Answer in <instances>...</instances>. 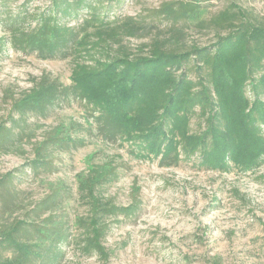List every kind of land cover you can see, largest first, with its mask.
Here are the masks:
<instances>
[{
	"label": "trees",
	"instance_id": "1",
	"mask_svg": "<svg viewBox=\"0 0 264 264\" xmlns=\"http://www.w3.org/2000/svg\"><path fill=\"white\" fill-rule=\"evenodd\" d=\"M90 4L81 36L61 22L59 12L71 14ZM101 10L87 0H52L30 30L20 27L17 17L10 19V42L18 48L43 58L69 50L74 55L71 84L43 77L16 99L14 111L45 113L74 95L96 109L99 133L126 144L137 158L195 159L198 166L221 172L264 164V19L235 0L211 16L204 0L165 3L157 11L171 22L165 29L131 16L111 22ZM188 22L213 27L216 40L188 44ZM154 30L137 51L123 43ZM5 45L6 37H0V48ZM55 134L35 147L36 157L28 162L32 169L50 166L46 151L61 140ZM14 135L12 125H0V150L13 148ZM15 178L11 171L0 175L4 208L15 204ZM117 178L115 166L108 164H91L79 173L77 191L87 213L74 219L60 211L59 185L35 203L28 219H0V264H62L66 246L74 242L85 254L108 259L104 242L112 221L137 210L136 204L121 206L104 197L105 186Z\"/></svg>",
	"mask_w": 264,
	"mask_h": 264
},
{
	"label": "rangeland",
	"instance_id": "2",
	"mask_svg": "<svg viewBox=\"0 0 264 264\" xmlns=\"http://www.w3.org/2000/svg\"><path fill=\"white\" fill-rule=\"evenodd\" d=\"M87 1L102 9L100 14L108 21L131 16L165 29L171 22L157 11L177 0ZM235 1L264 19V0ZM229 2L204 0L209 16ZM51 4L52 0H0V37H6V45L0 48V125H12L14 137L22 132L10 144L11 150H0V175L8 171L16 175L15 204L5 208L0 204V219H28L35 203L51 193L54 185L63 189L59 190L63 215L73 219L85 215L87 205L78 194L77 175L91 164H108L115 166L118 178L105 186L104 197L121 206L136 204L137 210L112 221L104 242L108 259L85 254L74 242L66 246L62 264H264V164L221 172L202 168L195 159L166 163L160 158H137L126 144L105 139L97 128L96 109L74 95L61 98L45 113L21 116L13 110L16 99L43 77L71 84L74 55L70 50L43 58L10 42V19L17 17L20 27L30 30L36 16ZM86 6L91 4L71 14L58 13L61 22L79 36L91 15ZM185 27L188 44L216 40L213 27L191 22ZM154 32L126 37L123 43L137 51L152 40ZM11 116L19 121L13 122ZM54 132L60 133L61 140L46 151L50 166L32 169L28 162L36 157L35 147Z\"/></svg>",
	"mask_w": 264,
	"mask_h": 264
}]
</instances>
